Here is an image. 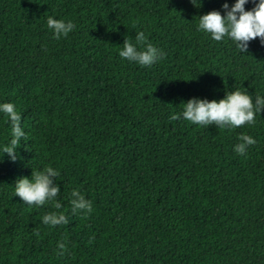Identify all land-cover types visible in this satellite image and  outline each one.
I'll return each mask as SVG.
<instances>
[{"label": "trees", "instance_id": "obj_1", "mask_svg": "<svg viewBox=\"0 0 264 264\" xmlns=\"http://www.w3.org/2000/svg\"><path fill=\"white\" fill-rule=\"evenodd\" d=\"M0 264H264V0H0Z\"/></svg>", "mask_w": 264, "mask_h": 264}]
</instances>
